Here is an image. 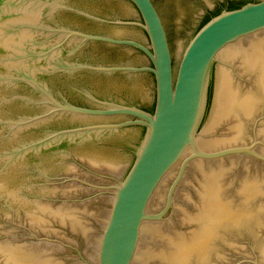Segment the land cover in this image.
Returning <instances> with one entry per match:
<instances>
[{"label": "water", "instance_id": "95a60500", "mask_svg": "<svg viewBox=\"0 0 264 264\" xmlns=\"http://www.w3.org/2000/svg\"><path fill=\"white\" fill-rule=\"evenodd\" d=\"M226 1L0 0V264H264V0L198 31Z\"/></svg>", "mask_w": 264, "mask_h": 264}, {"label": "flooded vegetation", "instance_id": "af4514ba", "mask_svg": "<svg viewBox=\"0 0 264 264\" xmlns=\"http://www.w3.org/2000/svg\"><path fill=\"white\" fill-rule=\"evenodd\" d=\"M54 1H58V0H54ZM60 2H62L63 0H59ZM58 12H60V13H74L75 15H78V16H82L81 14L82 13H80V12H78V11H76L75 9H73V8H69L68 6H66L65 5V3H61V5L58 7ZM84 17V16H83ZM86 18V17H85ZM89 18V17H88ZM90 20V19H89ZM96 20V19H95ZM97 23H99V24H103V25H106V26H112V27H120V28H122V29H124V30H126L127 28H131V26L130 25H118L117 24V21H112V20H97L96 21ZM124 22H128V21H124ZM126 28V29H125ZM44 30L46 31V33L49 35V36H63V40H62V42L60 43V44H58L57 46H56V48L54 49V50H58V48H60V50H61V47H65L66 46V44L68 43V42H70V41H72V40H80L81 42H91V43H100V44H109V45H114V46H120V47H129V48H131V49H134L135 51H137V52H139L141 55H143L145 58H147L141 51H139V50H137V49H135V48H133V47H131V46H126V45H117V44H110V43H105V42H97V41H84L82 38H80V37H76V36H72V37H70V36H68L67 34H65V33H62V32H60L61 30H68V29H65V28H54V27H46V28H44ZM71 30V29H70ZM72 31H78V32H82V31H80V30H78V29H73ZM83 33H85V32H83ZM64 34V35H63ZM87 34H89V33H87ZM92 35H94V34H92ZM96 35V34H95ZM65 36V37H64ZM98 36H100V35H98ZM101 36H104V35H101ZM104 37H109V36H104ZM111 37V36H110ZM111 38H114V39H118V40H132L131 38H128V37H125V36H122V37H111ZM135 41V40H134ZM136 42H138V41H136ZM138 43H140V44H142V45H144L143 43H141V42H138ZM144 46H146V45H144ZM148 59V58H147ZM136 67H146V66H143V65H141V66H136ZM54 69V68H53ZM82 71H84V72H88V73H93V74H106V73H97V72H94V71H90V70H82ZM109 74H129V75H132L131 73H127V72H116V73H109ZM142 74H150V73H139V75H142ZM61 103H64L65 104V102H63V101H61L60 99H58ZM75 106H77V105H75ZM79 107H84V106H79ZM85 108H90V109H103V108H105L104 106L103 107H98V108H96V107H85ZM143 109V108H142ZM143 110H145V111H147V112H149V113H151V114H153L154 113V111H155V106H154V108L152 109V110H147V109H143ZM130 118L129 117H124L121 121H119V122H117V123H120V122H123V121H126V120H129ZM109 124H111V123H109Z\"/></svg>", "mask_w": 264, "mask_h": 264}, {"label": "trees", "instance_id": "16d2710c", "mask_svg": "<svg viewBox=\"0 0 264 264\" xmlns=\"http://www.w3.org/2000/svg\"><path fill=\"white\" fill-rule=\"evenodd\" d=\"M250 1H233V0H227L222 6H220L217 11H215L214 13H210L204 23L201 25V27L198 29V31L205 25L207 24L213 17L218 16L223 10H228V11H232V10H236V9H240L242 8L244 5H246L247 3H249ZM197 31V32H198ZM196 32V33H197Z\"/></svg>", "mask_w": 264, "mask_h": 264}]
</instances>
